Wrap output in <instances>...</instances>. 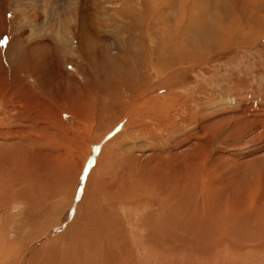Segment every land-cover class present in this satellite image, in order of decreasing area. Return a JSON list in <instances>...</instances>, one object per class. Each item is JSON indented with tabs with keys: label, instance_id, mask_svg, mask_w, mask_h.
Segmentation results:
<instances>
[{
	"label": "rangeland",
	"instance_id": "rangeland-1",
	"mask_svg": "<svg viewBox=\"0 0 264 264\" xmlns=\"http://www.w3.org/2000/svg\"><path fill=\"white\" fill-rule=\"evenodd\" d=\"M95 16L98 18L96 25L91 27ZM87 25H90L89 28L85 27ZM94 34L99 38L93 37ZM84 38L88 41L85 39L87 43L83 42V46L81 40ZM101 41L106 47L105 54L93 60V55H99ZM89 44L95 45L97 49H90ZM162 48L164 50L161 52ZM134 51L137 52V58L130 54ZM25 55L28 58L46 55L49 58L50 65L46 69L53 75V83L59 86L68 101L63 109L61 105L59 107L54 92H45L32 70L24 72L25 79L18 84L14 68L21 63L17 60L20 61ZM126 56L127 66L121 62ZM133 57L135 59H131ZM31 66L32 63L29 64L30 69ZM96 70L98 73L95 77ZM117 71L125 73L127 81L116 82L119 84L116 86L118 89H114L122 97L125 92L128 94L134 89L132 86L136 82L139 86L134 95L137 96H134L133 103L125 97L112 99L114 102L122 99L127 104L122 110L115 108L113 121L107 113L99 120L96 110L89 111L85 107L88 94L93 89L97 91L100 84L104 88V83L111 76L118 78ZM164 80L167 83H161ZM0 88L8 92L5 96L13 98L9 109L3 107V103L0 104V119L3 120L1 114L4 115L6 110L12 115L11 118H21L18 115H22L20 108L23 107L28 116L33 114V118L40 112L51 115L49 121L44 120L45 116H39V121L33 119V123H43L47 140L54 136L51 138L53 147L64 146L66 150L72 147L81 152L78 159L81 164H85L83 177L88 172H102L105 175L110 170L111 174H108L112 178L107 176L113 185L119 172L120 175L127 173L125 166L122 167L120 163L116 165L114 160L113 166L110 162L116 153L124 149L127 151H122L121 155H134L139 166L195 151L197 163L217 160L221 164L225 162V168L228 167L226 170L224 165L217 164L223 169L219 166L212 170L206 181L220 182L227 174H231L233 179L243 178L242 175L247 173L245 176L250 174L254 180L252 185L256 186L255 190L252 186L249 193L263 199L264 172H261L263 179L258 178V172L260 167L264 170V0H0ZM99 93L103 94L102 101L107 91L104 88ZM72 97L75 101L69 102ZM136 102L150 103V109L140 106L135 115L134 110L138 107ZM46 105L50 106L44 107ZM160 115L162 118L158 119ZM141 120L151 129L154 125L160 127L154 129H159L154 133L157 137L137 135V125ZM9 124L16 122L13 119ZM2 125L3 122H0V127ZM161 136L166 143L160 140ZM13 139L19 141L17 137ZM113 139L119 144L113 147V156L108 161V155L105 160V150L112 147ZM1 143L6 144L7 141L0 138ZM241 160L242 164L239 163ZM236 161L240 168L238 174L229 169V164L230 168H235ZM116 169L118 173H115ZM112 172L116 175L112 176ZM93 184L97 188L98 183ZM230 192L231 187L228 185L224 193L228 195ZM79 194L80 190L74 199L67 198L69 202H65L68 204L64 205V215L68 212V216L62 220L66 221V225L61 226V220L52 226L38 238L35 246L54 239L77 221L75 210L79 207ZM139 207L135 212L126 207H112L103 203L104 209H110L109 215L126 221L125 227L130 229L131 235L139 234V223L147 213L159 212L161 201L155 202L150 208H142V211ZM21 210L22 206L17 204L9 212L18 213ZM53 215L47 216L48 222L53 220ZM34 224L37 228L42 227L45 217L41 215ZM31 234L30 228L25 229L21 240L30 238ZM134 241L132 238L134 248L142 249L136 250L134 258L140 264L152 261L161 264L162 259H168L172 254L176 259L181 258L178 264H195L196 260L202 261V264L223 261L221 257L212 259L217 249L213 244L207 247L178 244L174 248L158 243L159 253L153 260V255L145 248L143 250L144 245ZM235 242L242 252L264 244V241ZM229 254L225 255L230 259L228 264H264V248L257 256H249V260L244 255L237 259L234 257L233 261ZM172 257L169 259H174ZM205 257L210 260L205 262ZM27 261L25 259L21 264ZM123 264L133 263L128 260Z\"/></svg>",
	"mask_w": 264,
	"mask_h": 264
},
{
	"label": "bare ground",
	"instance_id": "bare-ground-1",
	"mask_svg": "<svg viewBox=\"0 0 264 264\" xmlns=\"http://www.w3.org/2000/svg\"><path fill=\"white\" fill-rule=\"evenodd\" d=\"M97 19L95 16L91 27H94L92 25L96 23ZM89 26L85 27L89 28ZM91 27L90 29H92ZM89 33L91 32H87V34ZM93 37H98V35ZM93 37L92 39H95ZM85 39L81 40L83 46L84 43H87L84 42ZM93 41L98 42L99 40ZM94 46L90 45V49L95 48ZM163 50L164 48H162L161 52ZM105 51L104 41H101L99 55H93V60L103 57ZM130 54L137 58V52L134 51V53ZM127 56L122 61L117 57V60L127 66ZM24 57L20 61L17 60V62L21 63L14 68V75L17 78L18 84L21 82L20 80L25 79L26 74L23 73L32 70L33 76L39 80V84L44 87L45 92L48 93L50 90L54 92L56 99H58L59 107L61 105V109H63L68 101L65 99L63 91L59 89V86L53 83V75L46 69L47 65H50L49 58L46 55L45 57L35 55L31 58L25 55ZM134 57L131 59H135ZM30 63H32L31 69L29 67ZM95 65H97L96 62ZM96 73H98L97 70L94 73L95 77ZM116 74H119L118 78H112L111 76L104 83L107 94H105L102 101V93L98 94V92L104 89L100 86L101 84L94 83L96 86L98 85V90L94 91L93 89L88 94L85 107L89 111L96 110L99 120L107 113L111 121H113L114 119L112 118L115 117L113 111L115 108L118 107L122 110L127 104L122 99L115 102L112 101L116 97H121V93L116 90L118 89L116 86L119 85L117 83H126L127 81L125 73L117 71ZM161 83L167 82L164 80ZM138 86L139 84L135 82V86H132L134 89L130 90L128 94L125 92L121 98H128L133 103L134 96H137L136 94L134 95V92L138 91ZM5 93L8 92H3L0 88V104L3 103V107L9 109V106L13 103V98L5 96ZM140 93L142 94L143 91L140 90ZM72 101H75V99L73 97L69 98V102ZM150 105V103L147 105L146 102L138 103L136 105V107L138 106L137 109L134 110L135 115L137 114L135 111H139L140 106L150 109ZM49 106L46 105L44 107ZM20 110L22 111H20L22 115L18 116L21 118H11L12 115L6 110L4 111V115L1 114L3 120L0 119V122H3V127H0V138H4L7 141L6 144H4L5 141L3 144H0V264H21L25 259H28L26 264H123L128 260L133 264H140L134 259L138 248H134L131 242L132 238L135 241H139L141 245H144L143 250L145 248L147 252L149 251V254L153 255L151 256L153 260L159 253L158 243L169 245L168 247L174 246V248L178 244L188 245V243L194 245L200 244L201 246L216 245L217 249L212 259H216L217 257L223 258V261L220 263L215 262L216 264L229 263L230 259L225 257L226 253H230L229 255L233 257V261L235 260L234 257L237 259L239 256L244 255L249 260V256H257L259 251L264 248V244H262L258 248L242 252L235 242V240L244 242L256 241V243L264 241V196H262L263 199H260L253 197V194L249 193L251 187L254 186L252 185L254 180L249 173V175H246L248 177L245 176L247 173L242 175L244 176L243 178L238 177L240 179H233L230 176L231 174H227L228 176H224L220 182L206 181L205 179L211 174V171L218 168L220 165L217 164L221 163L217 160H212L208 163L206 161L201 164L197 163L195 151L194 153L188 152L184 156L174 155L170 160L162 158L154 163L148 162L146 164L144 162V165L139 166L133 154V156L121 155L126 149L116 153L114 158L112 157L114 153L113 147L119 144L113 139L112 147L105 150V160L107 159V155L108 161L112 157L111 164L113 165V162H116V165L120 163L122 167L125 166L124 170L126 169L127 173L120 175L119 170L116 169L117 172L115 173H119L116 178L117 180L114 179L116 181L112 185L108 180V176L111 174L110 170L105 175L102 172L96 174L88 172L87 176L83 177L85 164H81L78 159L81 152L72 147L67 150L64 146L59 148L53 147L52 139L54 136H51L47 140V131L43 127V123H40V125L36 122L33 123L34 120L39 121V116H45L44 120L49 121L51 120V115H44L40 112L38 116H34L33 118V114L31 116L27 115V110L24 107L20 108ZM155 114L158 115L160 113ZM157 118L161 119L162 115L157 116ZM13 119L16 124L10 125L9 123H12ZM137 126L139 127L136 130L138 132L137 135L146 134L145 136L157 137L154 133L157 130L159 131V129H154L158 125H154L153 129H151L148 124H145L141 120ZM212 127L215 128V126ZM158 128L160 127L158 126ZM61 130H64V128H61ZM13 137L19 138V141H15ZM160 140L166 143L163 136H161ZM170 155L173 156L172 154ZM242 161L239 163L242 164ZM239 163L236 161V164H234L235 168H230L229 164V169H233L238 174L240 170L238 168ZM225 164V162L221 164L224 165L223 168H225ZM220 167L222 168V166ZM116 168L118 167L116 166ZM225 169L227 170L228 167ZM260 169L259 172L255 170L259 174L258 178L263 179L261 172H264V170L262 168V171H260ZM113 173L112 176L116 175H113ZM110 178L112 177L110 176ZM93 183H98L97 188L94 187ZM229 183H233V185L231 186ZM81 185L82 188H79ZM228 185L231 187V192L225 195L226 193L224 192ZM113 188L116 189L114 190ZM253 188L255 190L256 186ZM79 190L81 193L78 196L80 200L79 207L75 210L76 212L74 211L77 221L54 239L38 247L35 246L40 236L68 216V212L67 215H64V205L68 204L65 202H69L67 198L74 199ZM58 196L61 197L58 199ZM158 201H161L159 212L157 214L147 213L144 216L145 219L139 223L140 228L138 230L141 229L139 234L136 233L134 235H131L129 233L130 229L125 227L126 221L123 218L115 219L109 215V208H103V203H105L112 207H126L132 211L141 206L139 208L142 211V208H150ZM232 202L237 204L235 205ZM17 204L22 206V210L18 213L9 212L11 207ZM52 213L54 214L51 217L53 220L50 218L52 221H49V223L47 219H49ZM41 215L45 217V225L37 228L38 226L34 224V221ZM64 225H66V221L62 220L61 226ZM27 227L30 228L32 234L30 238L27 237L21 240V235H23L25 229H28ZM208 253L210 254V252ZM172 255L168 259L166 257V259H160L161 264H178L181 258L177 257L178 259H176L174 258L175 255L173 257ZM162 257L160 256V258ZM171 257L174 259H169ZM209 260L210 258L206 259V257L204 259L205 262ZM144 264L157 263L152 261ZM195 264H202V261L196 260Z\"/></svg>",
	"mask_w": 264,
	"mask_h": 264
}]
</instances>
